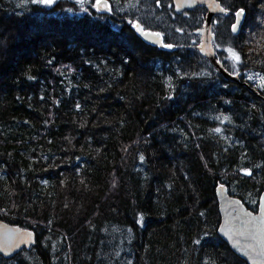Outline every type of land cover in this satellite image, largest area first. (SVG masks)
Listing matches in <instances>:
<instances>
[{
	"label": "trees",
	"instance_id": "obj_1",
	"mask_svg": "<svg viewBox=\"0 0 264 264\" xmlns=\"http://www.w3.org/2000/svg\"><path fill=\"white\" fill-rule=\"evenodd\" d=\"M136 1L0 0L25 28L0 32V218L36 236L0 264H247L218 234L216 187L250 208L264 193V42L226 37L241 56L215 50L240 77L226 80L197 46L146 43ZM219 1L215 16L246 18L253 0ZM206 11L178 12L204 24Z\"/></svg>",
	"mask_w": 264,
	"mask_h": 264
},
{
	"label": "water",
	"instance_id": "obj_2",
	"mask_svg": "<svg viewBox=\"0 0 264 264\" xmlns=\"http://www.w3.org/2000/svg\"><path fill=\"white\" fill-rule=\"evenodd\" d=\"M172 4L176 11L192 9L200 4L205 5L207 9L205 22L203 27L197 29V33L201 35L200 52L226 80L239 82V74H233L226 69L223 62L217 58L213 45L215 34L212 30V19L215 14H225L227 11L220 1L172 0ZM97 7L104 11L110 10L107 0L97 2ZM234 15L235 22L231 26V31L233 34H238L244 23L245 12L240 8L234 12ZM134 28L146 43L163 47V39L159 32L146 30L139 22H136ZM252 91L255 92L253 88ZM216 194L220 216L218 233L233 251L245 259L247 264H264V195L259 200L258 211H252L240 198L229 194L225 185H217ZM35 239V232L30 228L0 221V253L11 255L21 246L35 243Z\"/></svg>",
	"mask_w": 264,
	"mask_h": 264
},
{
	"label": "rangeland",
	"instance_id": "obj_3",
	"mask_svg": "<svg viewBox=\"0 0 264 264\" xmlns=\"http://www.w3.org/2000/svg\"><path fill=\"white\" fill-rule=\"evenodd\" d=\"M36 1L40 2V0H36ZM97 1L98 0H63V3L69 7V12L73 13L74 11H86L87 6L96 7ZM251 2L252 3H251L250 13L249 15L247 14L248 17L246 15V18L244 19V24L241 30V32L242 31L244 32L247 40L243 39L239 41V43L241 44V47L243 46V47L250 48L253 45H258L264 42V8L262 6L263 2L262 0H253ZM135 6L137 7V17L132 23L133 27L135 26L136 22H139L143 25L145 29H148L150 31L159 32L162 35L165 48H170L172 47V45L174 46L175 41H177L180 44L182 41L184 43H189V44H186L188 45L187 47H190L191 45L197 46L199 53L203 57H205L200 52L201 40H200V34L197 33V29H199L203 24L199 17H196L194 20L193 15L191 13L176 12L173 9L172 0H137L135 3ZM102 12H107V11H102ZM234 22H235V15H233V12L231 15L226 16V17H224V15L214 17L213 19L214 26H212V30H214L215 40L213 41V45H214V49L218 52V54L222 53L223 54L222 56L224 58L231 57L233 58L234 62L237 63L238 60L241 61L239 50L237 51L230 50L228 45L225 43L226 37H229L232 34L231 26ZM24 30H25L24 23H22V25L15 24L10 18L6 16V14L3 11L0 10V32L7 34L13 31H18L22 35L24 34ZM56 30L59 31V28L56 27ZM193 30H194V33H193ZM62 37L63 35L61 34H59L58 36H55L54 34H50L46 36L43 35L41 43H46L49 38L61 39ZM6 44L7 42L1 49L3 52L6 51ZM153 46L157 47V45L155 44ZM22 53H25V52H22ZM236 56L239 57L238 60L235 58ZM205 58L210 64L208 58L207 57ZM226 62L232 68H235V65L233 63L228 62V61ZM7 71H8V68H5L4 70L0 71V87L5 83V80L3 79V77L4 75H5V78L7 77ZM106 74L107 73L103 71L100 73L99 77H104ZM126 76L119 75V81L123 82ZM245 77H246V80L252 84V86L258 84L259 80L263 78L262 75L254 71H251ZM12 89L13 87L11 88V90ZM6 90L7 89L0 90V93L5 92ZM166 99L169 100L170 97L167 96ZM72 142L75 143L74 146H76V144L78 145L79 136L77 138L74 137L72 139ZM248 171L251 172L249 169ZM256 203L257 205L255 203L250 205L251 208L253 209L248 207L245 203L244 204L252 211H258L259 201L258 202L256 201ZM217 206H218V199H217ZM2 220L4 219L0 218V221ZM219 222H220V216H219ZM8 223H11V222H8ZM219 236L225 243H227L226 240L220 234ZM21 247L18 248V250L12 252L11 254L14 255V254L20 253ZM228 247L234 254H236L239 258L243 259L235 251H233V249L229 245ZM243 260L245 261V259Z\"/></svg>",
	"mask_w": 264,
	"mask_h": 264
},
{
	"label": "snow or ice",
	"instance_id": "obj_4",
	"mask_svg": "<svg viewBox=\"0 0 264 264\" xmlns=\"http://www.w3.org/2000/svg\"><path fill=\"white\" fill-rule=\"evenodd\" d=\"M40 2H42V3H47V4H51V3L53 2V0H40ZM98 2H99V0H98ZM235 58H236L237 60L239 59L238 56H236Z\"/></svg>",
	"mask_w": 264,
	"mask_h": 264
},
{
	"label": "bare ground",
	"instance_id": "obj_5",
	"mask_svg": "<svg viewBox=\"0 0 264 264\" xmlns=\"http://www.w3.org/2000/svg\"><path fill=\"white\" fill-rule=\"evenodd\" d=\"M264 195V193H262V195L260 196V199H261V197Z\"/></svg>",
	"mask_w": 264,
	"mask_h": 264
}]
</instances>
